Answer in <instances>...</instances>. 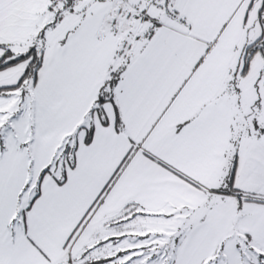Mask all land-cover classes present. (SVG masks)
Returning a JSON list of instances; mask_svg holds the SVG:
<instances>
[{"label":"snow or ice","instance_id":"1","mask_svg":"<svg viewBox=\"0 0 264 264\" xmlns=\"http://www.w3.org/2000/svg\"><path fill=\"white\" fill-rule=\"evenodd\" d=\"M0 264H264V0H0Z\"/></svg>","mask_w":264,"mask_h":264}]
</instances>
